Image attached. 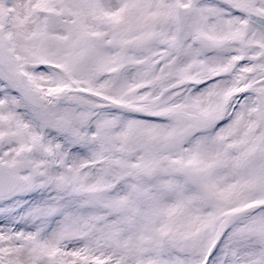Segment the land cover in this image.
Instances as JSON below:
<instances>
[{
	"label": "snow or ice",
	"instance_id": "obj_1",
	"mask_svg": "<svg viewBox=\"0 0 264 264\" xmlns=\"http://www.w3.org/2000/svg\"><path fill=\"white\" fill-rule=\"evenodd\" d=\"M0 264H264V0H0Z\"/></svg>",
	"mask_w": 264,
	"mask_h": 264
}]
</instances>
